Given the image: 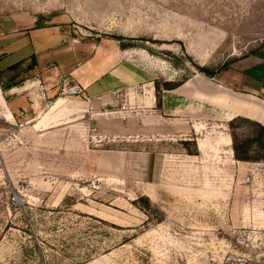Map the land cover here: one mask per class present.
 Instances as JSON below:
<instances>
[{
  "label": "rangeland",
  "instance_id": "1",
  "mask_svg": "<svg viewBox=\"0 0 264 264\" xmlns=\"http://www.w3.org/2000/svg\"><path fill=\"white\" fill-rule=\"evenodd\" d=\"M8 12L57 24L74 51L95 46L88 59L128 91L189 81L202 111L190 121L198 134L158 141L101 138L82 120L58 136L0 121V144L15 139L0 147V264H264V134L253 122L264 124V111L226 120L232 107L219 101L264 105L229 87H209L220 94L207 105L195 99L210 72L264 47V0H0ZM233 135L250 160L235 158Z\"/></svg>",
  "mask_w": 264,
  "mask_h": 264
},
{
  "label": "crops",
  "instance_id": "2",
  "mask_svg": "<svg viewBox=\"0 0 264 264\" xmlns=\"http://www.w3.org/2000/svg\"><path fill=\"white\" fill-rule=\"evenodd\" d=\"M38 21L26 13H0V121L13 127L23 121V125L32 124L40 132L50 130L57 136L62 134L65 124H75L79 120L95 127L96 134L101 138H126L138 133L141 140L150 136L158 141L161 136L185 137L189 132L198 134L190 121L193 113H200L202 108L193 110L194 95L188 86L189 81L171 89L163 88L160 95H157L154 85L145 89L144 94L128 91L124 89L127 85L124 78L101 75L100 69L95 67L94 58L88 59L89 51L86 49L93 50L95 46L82 52L74 51V46L65 41V34L57 24L39 25ZM10 57L15 61L11 62ZM33 58L35 65L30 66ZM85 60H88L89 66L83 70L81 64ZM53 62L61 68V64L71 67L68 72H72L85 88L82 96L71 99L60 97L51 106H46L38 98L40 81L46 85L51 83L54 69L47 68ZM16 63L20 65L12 69ZM212 77L213 80H209L211 84L208 79L199 84V98L195 99L204 104L215 102L214 96L220 93L209 94V87H216V90L217 87H229L234 89L235 96L230 94L232 97H253L264 105V47L245 57H233L229 67L220 69ZM113 89H117L121 96L113 95ZM226 101L224 97L219 101L224 103V108L227 105L232 107V111L223 112L226 120L232 113L234 116L263 118L264 110L256 104L243 101L246 105L241 107L239 103L233 105L231 101L226 104ZM118 103L124 107L112 111L111 107H116ZM43 106L47 108L43 110ZM44 123L48 126L41 128ZM14 141L12 138L3 140L0 147ZM199 149H202L201 146ZM1 151L0 148V155Z\"/></svg>",
  "mask_w": 264,
  "mask_h": 264
},
{
  "label": "built area",
  "instance_id": "3",
  "mask_svg": "<svg viewBox=\"0 0 264 264\" xmlns=\"http://www.w3.org/2000/svg\"><path fill=\"white\" fill-rule=\"evenodd\" d=\"M53 69L54 74L51 83L46 85L40 81L38 84L41 87L38 90L37 96L46 103V106L52 105L60 97L74 98L84 94V86L80 82L75 81L72 72H64L58 69L57 65H54ZM26 185L28 186L27 188L22 186V190L18 189V192H14L11 197V203L16 207L24 206L27 201L23 191H28V188L33 184L32 182H27ZM225 261L233 264H250L247 257L235 258L231 255H227Z\"/></svg>",
  "mask_w": 264,
  "mask_h": 264
},
{
  "label": "trees",
  "instance_id": "4",
  "mask_svg": "<svg viewBox=\"0 0 264 264\" xmlns=\"http://www.w3.org/2000/svg\"><path fill=\"white\" fill-rule=\"evenodd\" d=\"M35 60H34V58H33V61H32V63L30 64V66H33V65H35ZM20 65V63H16V64H14L11 68L13 69H15V68H17L18 66ZM225 68H227V66H223V67H220L218 70H220V69H225ZM209 74H211V75H215V73H209ZM178 85H176V86H169V87H165L166 89H171V88H174V87H177ZM238 118H241L240 116H237V117H235V118H233L231 121H230V126H231V128H234V121L236 120V119H238ZM243 119H245V120H249V121H253L252 119H249V118H244V117H242ZM255 124H257V125H259L260 126V128H261V131H260V134H259V137H261L263 134H264V124H262V123H260V122H258V121H253ZM232 140H233V150H234V155H235V158L237 159V160H242V161H248V160H250V157H249V155L247 154V149H246V145L244 146V145H240L238 142H237V139H236V137L233 135V138H232ZM247 145H248V143H246Z\"/></svg>",
  "mask_w": 264,
  "mask_h": 264
},
{
  "label": "bare ground",
  "instance_id": "5",
  "mask_svg": "<svg viewBox=\"0 0 264 264\" xmlns=\"http://www.w3.org/2000/svg\"><path fill=\"white\" fill-rule=\"evenodd\" d=\"M65 98H66V97H65ZM57 100H58V99H57ZM55 102H56V101H55ZM55 102H54V103H55ZM54 103H53V104H54ZM53 104H52V105H53ZM50 106H51V105H50Z\"/></svg>",
  "mask_w": 264,
  "mask_h": 264
}]
</instances>
